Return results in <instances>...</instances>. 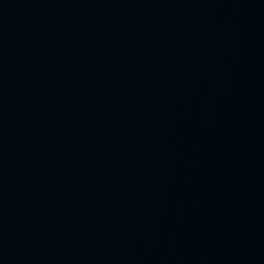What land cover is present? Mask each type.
<instances>
[{
    "label": "water",
    "instance_id": "water-1",
    "mask_svg": "<svg viewBox=\"0 0 264 264\" xmlns=\"http://www.w3.org/2000/svg\"><path fill=\"white\" fill-rule=\"evenodd\" d=\"M0 264H264V0H0Z\"/></svg>",
    "mask_w": 264,
    "mask_h": 264
}]
</instances>
